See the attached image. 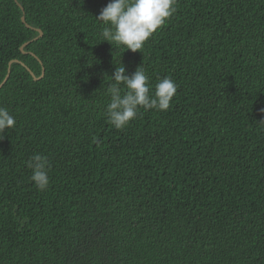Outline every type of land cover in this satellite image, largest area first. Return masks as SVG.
I'll return each mask as SVG.
<instances>
[{"label": "trees", "instance_id": "obj_1", "mask_svg": "<svg viewBox=\"0 0 264 264\" xmlns=\"http://www.w3.org/2000/svg\"><path fill=\"white\" fill-rule=\"evenodd\" d=\"M108 2L0 0V83L19 60L0 88L16 118L0 139V264H264V0H177L136 52L100 42ZM122 64L178 88L118 130L105 111Z\"/></svg>", "mask_w": 264, "mask_h": 264}, {"label": "clouds", "instance_id": "obj_2", "mask_svg": "<svg viewBox=\"0 0 264 264\" xmlns=\"http://www.w3.org/2000/svg\"><path fill=\"white\" fill-rule=\"evenodd\" d=\"M177 0H109L96 18L103 23L99 33L100 42L122 45L125 50L136 52L177 11ZM124 52V51H123ZM122 52V53H123ZM107 91L110 100L106 105V117L118 130L125 128L138 115V110L156 109L166 111L176 94L178 85L170 76L160 78L154 89L150 77L140 65L131 74L125 67H116L110 76ZM125 86V91L121 89ZM16 125L15 116L6 107H0V139L6 130ZM27 167L32 170L30 179L38 190H45L49 183L48 157L35 153L29 157Z\"/></svg>", "mask_w": 264, "mask_h": 264}, {"label": "water", "instance_id": "obj_3", "mask_svg": "<svg viewBox=\"0 0 264 264\" xmlns=\"http://www.w3.org/2000/svg\"><path fill=\"white\" fill-rule=\"evenodd\" d=\"M19 6H20V8L23 10V15H22V18H21V19H22V22H23L24 24H26L28 27H30V25H28V24L26 23V17H25L24 9H23V7L20 5V3H19ZM36 30L39 32V35L36 36L33 40H37V39H39L40 37L43 36V31H42L41 29L36 28ZM26 44H27V43H26ZM26 44H24V45H26ZM22 49H23V47H22ZM13 62H19V60L15 59V60H12V61L9 63V67H8V70H7V74H6V76L4 77V79L2 80V82L0 83V88H2V86L4 85V83L8 80V78H9V76H10V72H11V64H12ZM22 65L25 66L24 63H22ZM25 67H26L27 70L31 73V75L33 76V78H34L35 80H38L39 78H41V77L44 75V71H45L44 68L42 69L41 76H40V77H36L35 74L33 73V71H32L29 67H27V66H25Z\"/></svg>", "mask_w": 264, "mask_h": 264}]
</instances>
